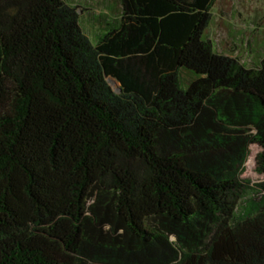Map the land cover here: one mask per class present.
Here are the masks:
<instances>
[{"label": "trees", "instance_id": "obj_1", "mask_svg": "<svg viewBox=\"0 0 264 264\" xmlns=\"http://www.w3.org/2000/svg\"><path fill=\"white\" fill-rule=\"evenodd\" d=\"M216 1L121 0L93 46L0 0V264H264V59L215 52Z\"/></svg>", "mask_w": 264, "mask_h": 264}, {"label": "rangeland", "instance_id": "obj_2", "mask_svg": "<svg viewBox=\"0 0 264 264\" xmlns=\"http://www.w3.org/2000/svg\"><path fill=\"white\" fill-rule=\"evenodd\" d=\"M78 8L80 26L93 46L107 24L120 18L118 0H64ZM213 20L207 31L217 53L237 57L247 68L264 59V0H217L213 9ZM108 23L105 25V21ZM105 25V26H104ZM104 26V27H103ZM111 80L115 91L119 83ZM247 176L256 181L254 175ZM250 196L257 197L251 192Z\"/></svg>", "mask_w": 264, "mask_h": 264}, {"label": "water", "instance_id": "obj_3", "mask_svg": "<svg viewBox=\"0 0 264 264\" xmlns=\"http://www.w3.org/2000/svg\"><path fill=\"white\" fill-rule=\"evenodd\" d=\"M109 82L111 83V80H109ZM118 91H120V89Z\"/></svg>", "mask_w": 264, "mask_h": 264}]
</instances>
